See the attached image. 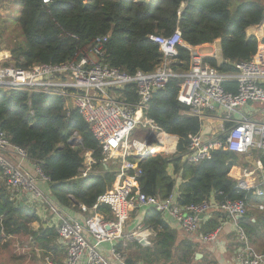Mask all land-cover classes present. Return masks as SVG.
<instances>
[{
    "label": "trees",
    "instance_id": "16d2710c",
    "mask_svg": "<svg viewBox=\"0 0 264 264\" xmlns=\"http://www.w3.org/2000/svg\"><path fill=\"white\" fill-rule=\"evenodd\" d=\"M18 1L21 11L17 23L25 41L11 47L12 59L3 64L13 63L20 68L80 58L91 49L97 36L108 35L105 59L112 67L130 74L153 72L161 64L163 53L151 36H167L179 28L183 39L192 46L221 39L222 61L213 57L205 60L228 73L237 70V62L251 59L260 43H264V36L259 39L247 33L250 26L264 22V0ZM182 4H185L183 8ZM189 63L190 51L179 45L171 66L175 72L183 73ZM182 81L180 76L171 77L149 101L146 116L156 122L165 136L160 134L162 141L158 147L142 159L143 173L137 179L136 192L165 199L176 186L175 175L169 170L173 165L175 174L181 177L179 205L198 204L211 197L220 202L246 200L249 209L239 222L250 241L264 251V194L258 197L254 189L242 188L230 176L232 168L243 162V154L222 147L197 162L183 158L194 135L201 132L202 120L189 114V106L178 100ZM224 85L230 91L237 89L231 80ZM120 92L131 102L139 100L132 84ZM65 106L66 99L58 94L0 89V127L13 145L27 150L30 159L49 178L54 202L75 208L86 205L92 209L99 196L114 183V165L101 162L102 148L89 125L78 110L68 113ZM76 131L79 138L73 137ZM87 150L92 151L97 160L95 167L103 171L79 177ZM252 153L264 167V150L254 149ZM18 196L0 171V239L32 237L35 245L56 252L57 245L53 243L58 237L57 229L41 227V233L35 231L31 223L39 217L33 208L22 204ZM106 208L111 212L104 204L97 210ZM224 213L214 211L211 218L201 221L195 235L179 240L177 229L165 220L164 214L156 207H148L143 223L146 229L155 232L150 244L140 243L139 237L132 234V240L126 239V243L119 240L116 249L129 263L221 264L203 251L197 240L202 234L217 229L227 215ZM134 218L131 214L127 223ZM198 252L203 253L202 258L196 257ZM53 260L58 259L54 256Z\"/></svg>",
    "mask_w": 264,
    "mask_h": 264
},
{
    "label": "built area",
    "instance_id": "2783aa9c",
    "mask_svg": "<svg viewBox=\"0 0 264 264\" xmlns=\"http://www.w3.org/2000/svg\"><path fill=\"white\" fill-rule=\"evenodd\" d=\"M2 1L0 0V5ZM108 39V35L97 36L85 55L62 63H34L27 68H20L13 63L3 64L12 59L11 53L0 55L1 90L63 96L68 113L72 109L78 110L99 142L103 154L101 162L114 165V183L99 196L92 207L97 211L100 205H108L114 218L105 219L96 214L89 221L88 229L95 239L91 243L86 237V226L82 222L62 216L57 232L58 238L67 248V256L63 263L48 259L47 264H82L84 257V264H112L100 251L102 241L112 242L110 252L119 264H138L127 262L116 249V243L125 237L124 227L129 215L148 207H156L168 214L190 234L197 233L200 229L203 219L201 216L205 217L210 210L220 209L234 221L239 264H264V251L250 241L239 222L249 209L246 200L220 202L211 197L198 204L181 206L177 201L178 186L165 199L136 192L137 179L143 173L141 161L147 152L155 150L148 141L165 133L152 118L146 116V109L154 92L163 88L171 77L183 78L178 100L189 106V114L203 120L206 111L217 112L219 109L223 115L219 132L214 133L210 139L204 140L201 132L194 135L183 155L186 161L197 162L209 156L212 150L222 147L243 155L254 149L264 150V121L255 120L241 112L250 103L264 101V43H260L251 59L237 62L235 72L226 73L208 63L204 55L183 39L177 28L167 36H151L163 53L161 64L155 71L130 74L106 62ZM179 45L190 51L189 68L183 73L175 72L171 66L178 55ZM228 80L235 82V92L226 89L224 83ZM130 84L134 85L139 96L135 103L122 97L120 92ZM228 123L231 125L227 127ZM136 130L143 132L142 137L131 139ZM73 137L79 138L80 135L76 131ZM10 153L21 160H31L27 150L13 145L0 127V171L7 185L13 190H22L39 200H45L46 195L34 176L21 163H16ZM96 163L93 152L85 151L79 177L99 174L101 170L95 167ZM259 163V168L244 169L235 179L242 188L254 189L255 194L261 197L264 194V177H259V171L263 169L262 163ZM35 170L41 178L49 181L36 164ZM80 207L84 212L90 210L86 205ZM259 208L262 209L263 206L260 205ZM221 229L218 227L202 234V240L215 242Z\"/></svg>",
    "mask_w": 264,
    "mask_h": 264
},
{
    "label": "crops",
    "instance_id": "0c3cea01",
    "mask_svg": "<svg viewBox=\"0 0 264 264\" xmlns=\"http://www.w3.org/2000/svg\"><path fill=\"white\" fill-rule=\"evenodd\" d=\"M185 6V4H182V8ZM248 35H255L259 39H262L264 36V22L258 25H252L247 29ZM221 39L215 40L213 43H205L202 45L198 46H193L195 49L202 50V55L204 57H213L216 58L218 61H222V51H221ZM199 52V51H198ZM200 53V52H199ZM213 54H216L214 57ZM254 103L248 104L246 107H244L241 112L247 113L246 110H248V106L253 105ZM222 111L217 109L216 111H206L205 113V118L202 120V129L201 133L203 136L204 140L210 139L214 133L219 132V129L222 125L221 118H222ZM252 117V116H250ZM259 121V120H258ZM264 121V120H263ZM159 135V134H158ZM155 137L156 142L159 143L161 137ZM165 136V133L162 134ZM173 154V153H172ZM11 158L16 162V163H21V165L27 169L35 178L38 186L43 190L44 194L46 195L45 200H39L35 198L33 194H28L22 190H15L18 192V198L23 204H27L29 207L33 208L36 211V214L38 215V219L33 221L31 223L32 228L37 231L38 233L40 232V228H58L59 224L62 221V216L70 219H76L82 222L86 226L85 234L87 239L93 243L95 242V239L88 229V223L90 220L94 218V216L100 215L104 217L105 219H113L114 215L111 212H109L106 208L103 211H95L93 209L88 210L87 212H84L81 207L75 208V207H67L64 205H61L57 202H54L51 197V191L49 188V184L46 180L41 178L35 170V163L32 160H21L20 157L17 155L10 153L9 154ZM171 156V155H170ZM244 160L243 162L238 163L235 165L231 172L230 176L236 180V176L241 174L242 170L244 169H254V168H259L260 166V159L254 157L252 151L248 154L243 155ZM100 172L103 170L100 168ZM170 173L172 175H175L176 178V186H178L181 182V177L175 174V168L173 165H170ZM259 177L263 178L264 177V167L262 170L259 171ZM238 181V180H237ZM239 183V181H238ZM264 187V185H263ZM25 198V199H24ZM147 208L140 209L138 212H132L131 214L135 215V218L128 224L126 220V224L124 227V233L125 237L120 239L124 241L125 243L127 240H132V236L129 237V235H132L133 233L136 232V236H142L141 238L139 237V241L141 243L142 239L146 241V243L149 245L150 244V236H154L155 232L152 229H146L145 225L143 223V214L144 211ZM111 210V209H110ZM220 209H213L210 210V212L203 217L202 220L211 218L213 215L214 211H217ZM222 211V210H220ZM224 212V211H222ZM164 214V213H163ZM225 214V213H224ZM164 218L166 221H168L174 228L177 229L178 231V239H182L188 235H195V234H190L186 232L180 224L171 216L168 214H164ZM127 225V226H126ZM221 231L218 234V238L215 242L213 243H208L204 242L200 237H198L199 240H197L200 244V246L203 248V251L207 248H209L213 252H218L220 253L221 257L217 258L221 264H239L238 258H237V246H238V241H237V234L235 231V225L234 221L229 217L225 216V218L221 219ZM137 228V229H136ZM127 229V231H126ZM135 230V231H134ZM138 230V231H137ZM134 231V232H133ZM41 233V232H40ZM193 237V236H192ZM127 239V240H126ZM33 245V250L29 252H24L20 254L19 259H14L13 264H47L48 259H53L54 256L56 259H58L56 262L58 263H63L66 259L67 256V248L63 242L60 241V239L57 237L56 240L54 241L53 244L57 245L56 252L54 250L50 249H42L41 247L35 245L34 240L32 237L29 238ZM118 242V241H117ZM112 247V242L110 241H102L100 244V251L102 252L103 256L106 257L112 264H119L117 260H115L112 257V254L110 252ZM197 254H201L202 256L198 257L202 258L203 253L198 252ZM29 255H31V259H29ZM53 257V258H52ZM215 257V256H214ZM45 258V259H44ZM125 258V257H124ZM86 257H84L82 264L85 263ZM126 260V258H125ZM62 261V262H61ZM138 263V262H137ZM139 264V263H138Z\"/></svg>",
    "mask_w": 264,
    "mask_h": 264
},
{
    "label": "rangeland",
    "instance_id": "374dc122",
    "mask_svg": "<svg viewBox=\"0 0 264 264\" xmlns=\"http://www.w3.org/2000/svg\"><path fill=\"white\" fill-rule=\"evenodd\" d=\"M18 1V0H17ZM16 0H3L0 5V55L4 53H11V47L19 43H24V37L21 35L18 26V17L21 11V4ZM197 50V49H196ZM198 51L202 53V50ZM247 114L252 116L253 119L264 120V101L255 102L253 105L248 106ZM143 132L136 130L131 135V139L135 137H142ZM152 147H158L157 142H152ZM169 156L172 154H168ZM127 226V225H126ZM137 229V228H136ZM127 231V229H126ZM135 231V230H134ZM133 231V232H134ZM138 231V230H137ZM132 235H129L131 237ZM151 239V236H150ZM33 250V245L26 236H14L9 239H0V264H13L14 259H19L20 254ZM205 251L214 258H220L218 252H213L209 248ZM128 251H126L127 253ZM133 252V251H131ZM29 255V259H31Z\"/></svg>",
    "mask_w": 264,
    "mask_h": 264
},
{
    "label": "water",
    "instance_id": "95a60500",
    "mask_svg": "<svg viewBox=\"0 0 264 264\" xmlns=\"http://www.w3.org/2000/svg\"><path fill=\"white\" fill-rule=\"evenodd\" d=\"M148 142H149V143L156 142V138H155V137H152ZM150 153H151L150 151L147 152L146 156H148ZM146 156H145V157H146ZM24 199H25V198H24ZM22 204H23V203H22ZM201 217L203 218V216H201ZM141 243L144 244V245L147 244L146 241H145L144 239H142ZM200 256H202V255H201V254H197V255H196L197 258L200 257Z\"/></svg>",
    "mask_w": 264,
    "mask_h": 264
},
{
    "label": "bare ground",
    "instance_id": "6f19581e",
    "mask_svg": "<svg viewBox=\"0 0 264 264\" xmlns=\"http://www.w3.org/2000/svg\"><path fill=\"white\" fill-rule=\"evenodd\" d=\"M161 136L160 134L158 135V137Z\"/></svg>",
    "mask_w": 264,
    "mask_h": 264
}]
</instances>
